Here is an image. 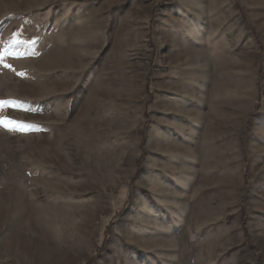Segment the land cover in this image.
<instances>
[{"label":"rangeland","instance_id":"1","mask_svg":"<svg viewBox=\"0 0 264 264\" xmlns=\"http://www.w3.org/2000/svg\"><path fill=\"white\" fill-rule=\"evenodd\" d=\"M0 101V264H264V0H0Z\"/></svg>","mask_w":264,"mask_h":264},{"label":"snow or ice","instance_id":"2","mask_svg":"<svg viewBox=\"0 0 264 264\" xmlns=\"http://www.w3.org/2000/svg\"><path fill=\"white\" fill-rule=\"evenodd\" d=\"M17 43H24V41H16ZM17 102L14 101H0V107H3L5 105H13L15 106ZM0 125H3L4 127L8 128L10 131H25L30 130L33 128V125L25 124L21 121L12 120L9 118L0 117Z\"/></svg>","mask_w":264,"mask_h":264}]
</instances>
